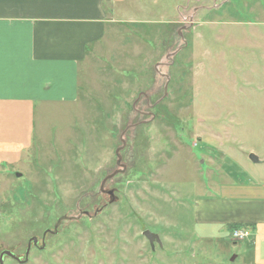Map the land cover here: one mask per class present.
<instances>
[{"label":"rangeland","instance_id":"obj_1","mask_svg":"<svg viewBox=\"0 0 264 264\" xmlns=\"http://www.w3.org/2000/svg\"><path fill=\"white\" fill-rule=\"evenodd\" d=\"M127 4L79 101L38 108L23 170L0 181V255L54 233L4 264H245V241L194 236L204 208L263 193L245 151H264V0Z\"/></svg>","mask_w":264,"mask_h":264},{"label":"crops","instance_id":"obj_2","mask_svg":"<svg viewBox=\"0 0 264 264\" xmlns=\"http://www.w3.org/2000/svg\"><path fill=\"white\" fill-rule=\"evenodd\" d=\"M127 2L0 0V181L23 168L34 146L38 108L79 101L81 68L89 58L100 56L101 45L114 34L112 26L120 24L119 16L129 9ZM230 42L241 41L232 35ZM224 57L214 54V60L225 62ZM262 58L264 87V53ZM260 140L264 148L262 133ZM253 153L257 163L264 164V151H245L246 156ZM261 191L255 195L245 190L218 200L214 209L204 208L194 242L238 243L227 229L248 231L250 238L239 255L245 264H264V187Z\"/></svg>","mask_w":264,"mask_h":264},{"label":"water","instance_id":"obj_3","mask_svg":"<svg viewBox=\"0 0 264 264\" xmlns=\"http://www.w3.org/2000/svg\"><path fill=\"white\" fill-rule=\"evenodd\" d=\"M250 159L253 161V162H258V158L254 155H251L250 156ZM118 164H120V161H118ZM112 195V193H111ZM149 241L151 247L154 249L155 248V244H159V245H162L161 243V239L159 237V235L157 234H154L150 231H146L144 232L143 234ZM34 242L35 244L37 243V238H33L29 244V248L27 250V253H26V256H25V260L23 262H20V263H26L29 259V253H30V248H31V243ZM5 257H9L11 259H16L18 261H21L19 258H17L12 252L10 251H3L0 255V264H4V259Z\"/></svg>","mask_w":264,"mask_h":264},{"label":"flooded vegetation","instance_id":"obj_4","mask_svg":"<svg viewBox=\"0 0 264 264\" xmlns=\"http://www.w3.org/2000/svg\"><path fill=\"white\" fill-rule=\"evenodd\" d=\"M117 174V173H116ZM54 234V233H52V232H50V231H48V233H46V234H44L43 236H42V239H41V246H40V242H39V240H37V243L35 244L34 242H32L31 243V248H30V253H31V250L33 249V248H36V249H38V250H40V251H43L44 250V248H45V246H46V240H47V236H48V234ZM33 239V238H32ZM31 239V240H32ZM28 249V248H27ZM30 255V254H29ZM5 258H7V257H5ZM29 259H30V257H29ZM29 259H28V261H29ZM5 260V259H4ZM13 260H15V262H23L24 260H23V258H20V260L21 261H18V260H16V259H13Z\"/></svg>","mask_w":264,"mask_h":264},{"label":"built area","instance_id":"obj_5","mask_svg":"<svg viewBox=\"0 0 264 264\" xmlns=\"http://www.w3.org/2000/svg\"><path fill=\"white\" fill-rule=\"evenodd\" d=\"M232 238L235 241H245L250 238V232L242 231V230H235L232 232Z\"/></svg>","mask_w":264,"mask_h":264}]
</instances>
